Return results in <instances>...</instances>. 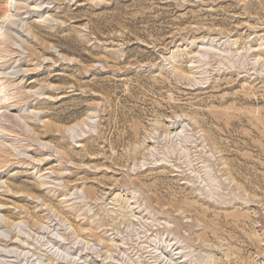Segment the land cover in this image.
Segmentation results:
<instances>
[{
    "label": "rangeland",
    "instance_id": "obj_1",
    "mask_svg": "<svg viewBox=\"0 0 264 264\" xmlns=\"http://www.w3.org/2000/svg\"><path fill=\"white\" fill-rule=\"evenodd\" d=\"M0 264H264V0H0Z\"/></svg>",
    "mask_w": 264,
    "mask_h": 264
},
{
    "label": "bare ground",
    "instance_id": "obj_2",
    "mask_svg": "<svg viewBox=\"0 0 264 264\" xmlns=\"http://www.w3.org/2000/svg\"><path fill=\"white\" fill-rule=\"evenodd\" d=\"M10 10V9H9ZM14 24V23H13Z\"/></svg>",
    "mask_w": 264,
    "mask_h": 264
}]
</instances>
